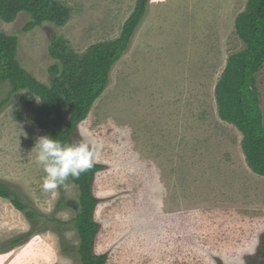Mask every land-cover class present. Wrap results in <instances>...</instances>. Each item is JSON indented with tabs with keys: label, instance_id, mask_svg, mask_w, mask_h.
I'll list each match as a JSON object with an SVG mask.
<instances>
[{
	"label": "rangeland",
	"instance_id": "374dc122",
	"mask_svg": "<svg viewBox=\"0 0 264 264\" xmlns=\"http://www.w3.org/2000/svg\"><path fill=\"white\" fill-rule=\"evenodd\" d=\"M69 8L62 27L29 33V17L0 21L17 35V60L51 86L54 37L83 55L117 39L137 0H54ZM247 0H149L128 52L71 143L94 146L100 225L94 251L107 264H264V177L248 167L242 135L218 116L215 86L228 58L245 49L235 29ZM264 117V64L256 74ZM0 84V102L8 97ZM25 91L0 107V183L35 216L0 198V264H81L75 217L79 189H41L44 172L32 151L45 131L21 104ZM64 113V120L68 119ZM21 242L13 245V240Z\"/></svg>",
	"mask_w": 264,
	"mask_h": 264
},
{
	"label": "trees",
	"instance_id": "16d2710c",
	"mask_svg": "<svg viewBox=\"0 0 264 264\" xmlns=\"http://www.w3.org/2000/svg\"><path fill=\"white\" fill-rule=\"evenodd\" d=\"M149 0H137L136 6L122 26L119 37L110 42L91 46L85 54L70 50L61 37L50 43L49 55L58 61L49 68L54 77L46 86L24 70L17 60V35L0 32V84L8 82L11 90L0 102L6 105L10 96L25 91L21 104L30 107L34 98L39 107L30 114L31 122L45 131V135L57 138L63 144L71 143L79 125L84 122L94 103L105 92L113 67L128 52L132 39L141 26ZM20 13L29 17L22 32L29 33L44 24L64 26L71 17L68 7L54 0H0V21L12 23ZM238 37L245 49L231 55L215 86V100L221 121L231 124L241 135L240 147L249 169L264 177V117L260 95L256 87V74L264 64V0H247L245 9L235 20ZM64 113L68 119L64 120ZM105 169L93 167L79 179L72 180L79 189V212L75 228L79 236L78 255L81 264H107L108 254L94 251L100 225L94 213L101 202L93 193L96 175ZM0 198L10 201L27 219L35 213L7 185L0 183ZM20 239L11 244L20 243Z\"/></svg>",
	"mask_w": 264,
	"mask_h": 264
},
{
	"label": "clouds",
	"instance_id": "9594fccd",
	"mask_svg": "<svg viewBox=\"0 0 264 264\" xmlns=\"http://www.w3.org/2000/svg\"><path fill=\"white\" fill-rule=\"evenodd\" d=\"M32 151L36 153V165L44 172L41 183L44 193L69 188V179H79L91 169L96 155L95 147L89 143L63 144L48 135L37 137Z\"/></svg>",
	"mask_w": 264,
	"mask_h": 264
}]
</instances>
